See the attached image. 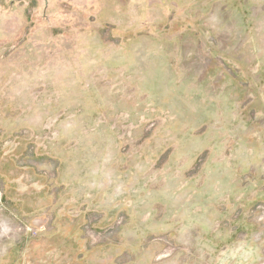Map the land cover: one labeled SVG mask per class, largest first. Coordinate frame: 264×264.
I'll use <instances>...</instances> for the list:
<instances>
[{"label": "rangeland", "instance_id": "374dc122", "mask_svg": "<svg viewBox=\"0 0 264 264\" xmlns=\"http://www.w3.org/2000/svg\"><path fill=\"white\" fill-rule=\"evenodd\" d=\"M259 207L264 0H0V264H264Z\"/></svg>", "mask_w": 264, "mask_h": 264}, {"label": "built area", "instance_id": "2783aa9c", "mask_svg": "<svg viewBox=\"0 0 264 264\" xmlns=\"http://www.w3.org/2000/svg\"><path fill=\"white\" fill-rule=\"evenodd\" d=\"M33 137L34 136L31 135L28 131H21L20 133L19 132L16 133L15 136H12L9 142L10 144H12L17 138L33 139ZM36 148H37L36 142H32L31 144H29L27 155L22 159L21 162L23 166L39 169L38 165L40 164L35 157ZM194 169H199V165L198 168L194 167ZM44 174H47V172H45ZM259 210H262V213L259 215L258 220L264 221V207H259ZM91 214L92 217L86 220L83 229H84L85 237L88 240L90 246L92 247L100 244H104L107 241H109L111 238H113L117 234L118 229H120L125 224V220H126L124 215H119L111 227H109L103 232H99L94 229L95 223H93V221L97 220L98 218L97 213L91 212ZM155 241L162 243L165 247L164 252L157 257V260L168 259L171 255H173L172 252H174L175 249L172 245V241L168 237H162L156 239Z\"/></svg>", "mask_w": 264, "mask_h": 264}, {"label": "crops", "instance_id": "0c3cea01", "mask_svg": "<svg viewBox=\"0 0 264 264\" xmlns=\"http://www.w3.org/2000/svg\"><path fill=\"white\" fill-rule=\"evenodd\" d=\"M126 168H123V170H125ZM111 182H112V179H110L109 177H108V180H107V184L109 185V186H111ZM79 185H80V187H83V188H85L86 186L87 187H91V186H93V187H95V186H98L97 188H96V190L97 189H99V187H100V185H96V184H91V185H88L87 184V181H83V182H80L79 181ZM107 189H108V191H114V189H112L111 187H107ZM85 191H87L86 189H85ZM85 191H82V195H84V196H86V198L87 199H91V195L90 194H86V192ZM98 193L101 195V197H102V195H104L105 194V190L103 189L102 191H100V190H98ZM85 209H86V207H85ZM87 210V209H86ZM144 241V240H143ZM153 255L154 254H152V252H150V251H148V250H145V249H142V251L140 252V253H138L137 255L135 254V255H129L130 257H127V258H125V262H123V264H133V263H137L139 260H141V259H143V258H148L150 261H152L151 263L152 264H180V262H178V261H176V260H169V261H165L164 263H154V261H153ZM175 259V258H174ZM181 261V260H180ZM183 261V260H182ZM187 264H196V262H194L193 261V258H191V259H189L188 261H187Z\"/></svg>", "mask_w": 264, "mask_h": 264}, {"label": "water", "instance_id": "95a60500", "mask_svg": "<svg viewBox=\"0 0 264 264\" xmlns=\"http://www.w3.org/2000/svg\"><path fill=\"white\" fill-rule=\"evenodd\" d=\"M12 2H23V1H28V0H11Z\"/></svg>", "mask_w": 264, "mask_h": 264}]
</instances>
